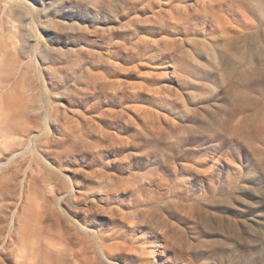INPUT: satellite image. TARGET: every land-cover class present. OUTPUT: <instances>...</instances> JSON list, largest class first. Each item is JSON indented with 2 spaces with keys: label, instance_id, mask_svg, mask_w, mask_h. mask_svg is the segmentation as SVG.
Here are the masks:
<instances>
[{
  "label": "rangeland",
  "instance_id": "1",
  "mask_svg": "<svg viewBox=\"0 0 264 264\" xmlns=\"http://www.w3.org/2000/svg\"><path fill=\"white\" fill-rule=\"evenodd\" d=\"M0 264H264V0H0Z\"/></svg>",
  "mask_w": 264,
  "mask_h": 264
}]
</instances>
